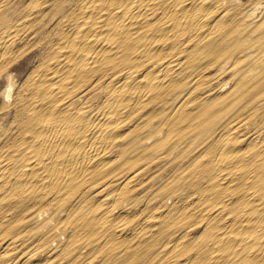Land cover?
<instances>
[{"label": "rangeland", "instance_id": "374dc122", "mask_svg": "<svg viewBox=\"0 0 264 264\" xmlns=\"http://www.w3.org/2000/svg\"><path fill=\"white\" fill-rule=\"evenodd\" d=\"M45 1L23 0L18 7L26 19L34 21L30 29L32 50L22 55L0 81V160L7 162L10 176L30 162L24 160L27 153L33 151L27 148L25 124L28 116L24 111L31 78L41 75L40 81L50 68L60 63L56 52L61 47V38L73 33L88 15L86 13L93 11L92 17L97 13L96 18L98 13L106 12L99 5L85 6L83 0ZM145 1L138 0L137 5L150 4L149 24L158 30L155 31L158 37L144 30L140 36L146 37L130 54V63L119 62V58L106 63L97 73V77L104 74L103 77L99 80L91 77L63 101L86 117L99 111H113L120 136L105 153L109 155L104 160L110 159L108 163L83 176L72 172L67 175L66 182L60 172L58 179L49 180L40 187L35 185L37 189H32L33 183L24 177H20L24 185L17 190H8L7 186L0 189V257L9 258V264H256L251 258H244L246 253L239 254L227 240L229 234H237L240 221L245 217V207L240 205L239 199L242 192L247 191L243 184L245 178L253 173H246L248 166L243 169L215 147L218 140L229 138L228 134L234 130L243 134L232 142L237 157L247 155L251 163L263 158L264 1L218 0L217 13L229 15L227 30H222L223 25L213 30L208 38H204L203 29L183 34L172 30L165 36L163 26L173 23L167 11L182 9L183 0H159L155 4ZM217 13L211 14L209 19ZM111 20L108 21L113 22ZM150 44L165 45V50L148 52ZM172 65L173 81L166 76L165 83H157L154 79L157 71L164 72ZM33 71L36 72L31 74ZM62 72L60 70L57 75L60 77ZM130 76L136 82L131 83L132 98L126 102V95L117 92L115 82L129 80ZM140 79L149 80L152 87H139L136 83ZM46 150L42 148L41 153ZM254 152L259 157L252 158ZM42 156L34 159H45ZM143 168L147 170L136 186L121 191L123 181ZM230 179L239 183L237 189H233L232 182L227 183ZM104 197L109 199L107 206H101L100 200ZM107 210L111 212L105 214ZM235 212L237 219L240 217L238 222L234 220ZM217 213L221 216H215V222L212 216ZM103 214L106 220L101 219ZM222 217L228 218L220 221ZM223 233L225 244L216 246L213 238L218 239ZM186 239L189 241L185 242ZM214 254L225 257L212 259ZM1 258L0 262L5 260ZM256 262L264 264V257Z\"/></svg>", "mask_w": 264, "mask_h": 264}, {"label": "bare ground", "instance_id": "6f19581e", "mask_svg": "<svg viewBox=\"0 0 264 264\" xmlns=\"http://www.w3.org/2000/svg\"><path fill=\"white\" fill-rule=\"evenodd\" d=\"M46 1H45V3H46ZM83 1H84L83 2L84 5L85 6L87 5V7L89 6L92 8L94 6L96 7V5H99V6H101V9L105 10L106 12L102 13V14H101V12L98 13L99 16L96 18H95V15L97 13L92 17L93 11L86 13L88 15L85 16L82 24L79 25L73 33H71V34L66 33L65 36H63L61 38L62 42H59V43H61V47L59 48L58 52H56L59 54V56H57V57L60 58V60H59L60 63H58L54 66L51 64L53 66V69L51 70V68H50L49 69L50 71H47V74L44 75L45 77L43 79H41L40 81L38 79L41 77V75H39L38 78H35V76H36V74H35V75H33V78H31L33 81L30 84V88L27 89L28 94H26V97H25L26 98V105L24 107V111H25L26 115L28 116V118H27L28 120L25 124V126H26L25 127V135H26L25 137L29 143L27 148L33 149L32 152L27 153L28 157L24 161H30V162L22 165L21 170L20 171L18 170V173L14 174L13 176H10L12 174H10L11 172L8 173L9 167H7V162L4 163L5 162V161L3 162L4 159L0 160V189H2L4 186L5 187L7 186V187H9L8 190H12V189L17 190L20 185H24L23 183H20V181H21L20 177H24L25 180L33 183L32 189H37L36 188L37 185H38V187H40V186L47 184L49 180L58 179L57 177L60 174V172L62 173V180L64 182H66L68 179L67 175H69L70 173L77 172L78 173L77 176H83L85 173L88 174V173L92 172L94 169H96L101 164L106 165L108 163L107 161L110 160L109 159L107 161H104L109 156V155L106 156L107 154L105 155V153H107V149L110 148L114 144L117 137L120 136V135H117V132L119 130L118 124L115 123V121H113L114 120L113 111H111V110L108 112L99 111L98 113H95L93 115H89L88 117H86V116H83V114L80 112L79 109L72 108V107H70V104H64L63 101H65V98L68 94H70L71 92H73V91L79 89L80 87L84 86L86 84V82L89 79H91V77H93V78L95 77V80H99L100 77H103L104 74H103V76L101 75L100 77H97V73L102 71L101 69L106 63H112V61H114V59H117V58H119L118 59L119 62L122 61L124 63H128L129 61H131L130 54L132 53V51L134 49H136V46L138 44L143 43V38L146 37L144 35L140 36V34L145 30V32L151 33L150 35H152V36H154V38H156V37H158V35H157V32H155V31H158V30L155 28L153 29L151 24H149V19L152 16V13L150 11L151 7L149 8L150 4L149 5L146 4L144 6L143 5L138 6L137 5L138 0H83ZM158 1L159 0H146L145 2L146 3H149V2L153 3L154 2V4H155ZM22 2H23V0H0V81H1V79L5 73H7V72L10 73L12 66L16 62H18V59L20 57H22V55H24L28 51L32 50L30 48L32 47L31 42L33 40V36L30 37V29H31V26L33 25L34 21L31 20L30 18L26 19V17L23 16V14L20 11H18V7L20 6V4ZM140 2H142V1H140ZM183 2L184 3L182 5L183 6L182 9L177 10L176 8H171L167 11L168 16H171L173 18V19H171V20H173V23H172V25H166V26L161 25L164 28V29L162 28L164 30L163 32L167 33V34H165V36H168V33L171 32L172 30H174L178 34H183V33H190V32L196 31V30L200 31L201 29H203L204 31L202 33L204 34V38H208L210 33L213 30H219L220 27H222L223 25L224 26H223L222 30L223 31L227 30L226 26H227V22L229 20V15L226 12H224L221 15H220V13H217L219 11V4H217L218 0H183ZM83 3H82V5H83ZM156 5H154V6H156ZM261 5H263V4H261ZM32 12L33 11H31V13ZM215 13H217V15L212 20H210L209 19L210 15L211 14L215 15ZM33 14H31V15H33ZM29 17H30V13H29ZM111 18H112L111 21H113V22L108 21ZM164 23L166 24L167 20L164 21L163 24ZM67 32H69V31H67ZM195 34H197V33H195ZM172 36H174V34H172ZM192 36L193 35H191L190 37H192ZM160 37H163V34ZM190 37H189V39H190ZM183 39L184 38H182L181 40H183ZM188 40H186V41H188ZM166 44H168V43H165V45ZM165 45L160 46V45H156V44H150V47H149L150 50H147V51L152 52V53L153 52L159 53V52H161V50H165L164 49ZM145 53H146V51H145ZM138 56H137V58H142V56H140V57H138ZM166 58H167V56H166ZM174 61H172V62H174ZM140 62L141 61H139V63ZM169 67H171V68H169ZM166 69H168V70H165V71L169 72L168 74H166L165 71L163 72L162 70L157 71V74L154 77V79L156 80L157 83H159V84L165 83L166 82V80H165L166 76H169L170 79L175 77V76H172L173 72L170 73L173 69V65L167 66ZM60 70H63L64 72H62V74H60V77H59V74L57 75V73ZM155 70H157V68ZM35 72L36 71H33L31 74H34ZM40 74H42V73H40ZM203 74H205V73L203 72ZM133 77H135V76H133ZM31 79H30V76L27 77L26 82L31 81ZM127 79L128 78H125L122 81L118 80L117 82H115V87H116L117 92L119 94L123 93L126 95V98L124 99L126 102L131 100V98H132L131 97V94H132L131 90H134V88L132 89L129 87H130L132 82H136V80H132L131 76H130L129 80H127ZM219 81H220V79H219ZM136 84L140 85L139 87H143V88L152 87V83H150L149 80L140 79L137 81ZM214 84H215V82H214ZM105 85H106V83H105ZM194 89H195V87H194ZM9 91H10V89L8 90V92ZM92 92H93V90H92ZM206 92H208V91H206ZM191 93L193 94V92H191ZM192 94H190V95L192 96ZM214 94H215V92H214ZM96 96H94V97H96ZM113 98H115V97L113 96ZM197 98H199V97H197ZM182 99H184V98H182ZM141 100H142V98H141ZM86 101H87V99H86ZM144 101H146V100H144ZM204 101H205V99H204ZM112 104L116 105L114 102H112ZM131 107H133V104ZM122 113L123 112H121L120 114H122ZM119 119H120V117H119ZM224 130H225V128H224ZM121 132H122V130H121ZM248 133H249V131H248ZM245 134H247V133L245 132ZM228 135H230V137L228 136L229 138H224L220 141L218 140L216 147H215L217 152L225 153V156L228 155L227 157L231 158L230 160L234 161L235 164H237V165L240 164L243 169L244 168L246 169L248 166V168L246 169V170H248V172H246V173H248V174L253 173V174H251L250 176H247L245 178V180H244L245 183H243V184L247 188V191L242 192V194L240 195L241 199H239L240 205H243L242 207H245L244 208L245 210H243L245 217L242 218L240 221L241 226H239V230L237 231L238 235L237 234H229L227 240H228L229 244H233V247H236L239 250V252H238L239 254L240 253H243V254L246 253V254H244V255H246L244 258L249 257V258H251L250 259L251 262H254L257 264L256 259L264 257V152L262 155L263 158L256 161L255 163H251L250 157H248L247 155L237 157L236 154L233 152V150L235 149L236 146L233 147L234 149L232 150V142L235 141L236 139H238L239 137H241V135H243V134L239 135L236 131L233 130ZM262 138H264V137H262ZM260 139L261 138L259 137V140ZM255 140H254V142H255ZM257 141H258V139H257ZM258 142H260V141H258ZM258 142H256V143H258ZM157 144L158 143H156V145ZM154 145H152V146H154ZM239 145H240V142H239ZM239 145H238L237 150H239ZM42 148H47L45 153H43V152L41 153ZM54 149L56 150V152L54 151ZM152 149H153V147H152ZM6 151H8V150H6ZM13 151H15V149ZM11 153H13V152H11ZM41 154L43 155L42 157L45 156V159H43V158L41 160L34 159V157H39ZM200 154H201V152H200ZM258 155H259L258 153L254 152L251 157L253 158V156H254L257 158V157H259ZM14 156H15V154H14ZM32 159H34V160H32ZM214 160H215V158H214ZM186 161H187V159H186ZM182 163H183V161H182ZM158 164H160V163H158ZM56 165H58L60 168H62L63 171L60 170L59 167H57ZM153 166H155V165H153ZM156 166H158V165L156 164ZM171 167L173 168L174 166H171ZM172 168H171V170H172ZM145 170H147V169L143 168L140 171L133 173L130 177L128 176L123 181L122 185L120 186V190L121 191L128 190V189L132 190L136 186V184L141 180V177H142L143 173L145 172ZM67 171H69V172H67ZM150 175H151V173H150ZM158 175H159L158 177H160V174H158ZM161 176H163V175L161 174ZM158 177H156V179H158ZM231 182H232L233 189H237L239 183H237V182L234 183V179H230V181L229 180L227 181V183L229 185L231 184ZM152 183H153V180H152ZM243 184L241 183L242 187H243ZM5 194H4V197H5ZM117 194H118V192H117ZM89 200H91V199H89ZM108 200L109 199L107 197H104L102 200H100L101 206H107L109 204ZM209 200H210V198H209ZM189 201H191V200H189ZM234 201H236V200H234ZM227 203L229 204V202H227ZM178 205H179V203H178ZM32 206H34V205L32 204ZM237 208H239V207H237ZM237 208L235 210H237ZM136 209H138V208H136ZM108 212H111V211L107 210L104 213L106 214ZM97 213H99V212H97ZM112 213H113V209H112ZM127 213H130V212H127ZM227 213H226V216H227ZM163 214H164V211H163ZM219 215L217 213L214 216H212V218H214L215 216H219ZM128 216H127V218H128ZM5 217H7V216H5ZM8 217H10V216H8ZM20 217H22V216H20ZM100 217H103V218H101L102 220H106V218H107L104 214H103V216H100ZM224 217H225V215H224ZM227 218L228 217H226L224 219L222 217L219 220L224 221ZM20 219H22V218H20ZM238 219H240V217ZM238 219H237V214L235 212L234 220H236V222H238ZM214 221L217 222L216 219ZM142 225H144V224L142 223ZM220 225H218V226H220ZM152 226H154V225H152ZM187 234L190 235V233H187ZM183 235H185V234H183ZM224 236H225V233L219 234L218 239H217V237H214L213 238L214 240L210 239V241L213 240V242L216 246H221V245L225 244V243H223L224 242L223 241ZM118 237L119 236H117V239H119ZM182 237L184 238L185 236H182ZM122 238H125V236ZM190 238H192V237H190ZM208 238H211V237L208 236ZM120 240H121V238H120ZM117 241H119V240H117ZM124 241H125V239H124ZM188 241H189L188 239L185 240V242H188ZM176 242H177V240H176ZM178 244H179V242H178ZM13 245H14V243H13ZM1 247H3V246L1 245ZM12 248H14V247H12ZM128 248H130V247H128ZM169 250H171V248ZM83 252L82 253L80 252L81 255L83 254ZM221 253H223V252H221ZM47 256L51 257V255H47ZM213 257L217 260H221L225 256L223 254L222 255H215L214 254L211 258L213 259ZM49 258H48V260H49ZM3 259H5V260H3V261L1 260V262H0L2 264H9L11 262L9 258H3ZM32 259H34V258H32ZM31 261H33V260H31ZM41 262H43V261H41ZM134 263H136V262H134ZM134 263H132V264H134Z\"/></svg>", "mask_w": 264, "mask_h": 264}]
</instances>
